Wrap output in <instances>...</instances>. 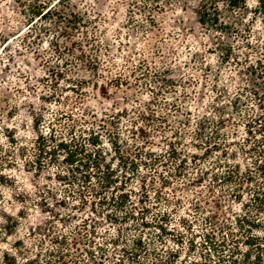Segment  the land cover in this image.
<instances>
[{"label": "trees", "instance_id": "obj_1", "mask_svg": "<svg viewBox=\"0 0 264 264\" xmlns=\"http://www.w3.org/2000/svg\"><path fill=\"white\" fill-rule=\"evenodd\" d=\"M226 2L231 9L240 10L246 0ZM20 4L26 20L25 42L35 24L49 17L50 8ZM258 4L264 13V0ZM195 14L198 25L207 32L238 34L237 28L220 20L217 5L211 0L203 2ZM80 22L82 17L73 15L72 23ZM46 31L40 29L34 39L40 41ZM54 50L56 62L38 80L51 92L38 100L67 106L70 98L66 94L70 93L74 96L72 105L79 107L88 85H97L79 75L80 66L92 78H99L100 62L81 46L76 56L66 45L60 48L55 43ZM215 50L219 51V65L238 67L236 75L242 81L231 96L224 90L220 93L226 105L219 106V123L206 117L189 123L185 117L170 125L165 117L153 115L149 103L144 105L148 113L136 110L142 121L155 122L142 124L162 133L161 146L155 145L135 120L129 123L130 130L126 126L121 130V123H76L71 113L61 110H57V120L65 118L71 123H41V116H32L34 139L29 146L15 134L7 135V154L0 145V153L5 155L0 156V202L1 188L13 183L4 172L16 169L20 162L35 178L47 173L41 191L42 212H51L50 206L67 210L52 217L70 223L63 233L51 224L28 228L31 244L14 242V254L0 250V264H264V44L252 61L239 58L238 52L221 40ZM89 51H95L92 45ZM164 74L166 69L151 75L159 88L171 82ZM106 84L129 86L121 77ZM121 113L127 116L126 109ZM186 114L190 116L189 111ZM228 114L240 123H236L242 128L240 136L237 131L230 135L224 132V115ZM167 131L170 135H165ZM124 132L131 134V141L122 137ZM183 187H205L211 195L219 190L236 210L218 222L214 212L203 213L198 204L194 209L204 214L200 220L194 216L191 220L174 219L172 205L178 200L168 196ZM44 195L53 203H47ZM210 201L219 207L217 199ZM1 218L0 246L7 244L17 227L12 217ZM36 235L41 237L35 239Z\"/></svg>", "mask_w": 264, "mask_h": 264}, {"label": "rangeland", "instance_id": "obj_2", "mask_svg": "<svg viewBox=\"0 0 264 264\" xmlns=\"http://www.w3.org/2000/svg\"><path fill=\"white\" fill-rule=\"evenodd\" d=\"M205 1L0 0V39L4 41L0 44V145L6 154L9 150L7 135L11 137L15 134L16 139L27 143L26 146L33 141L32 116H41V123H71L65 118L57 120V110L71 113L73 119L78 121L76 123H121V130L125 126L130 130L129 123L135 120L158 146L162 145V133L145 127L142 123L155 122L142 121L136 108L146 114L148 111L144 105L150 103L153 115L165 117L170 125L185 117L189 123H194L198 117L219 123V106L226 105L220 93L224 94V90L231 96L242 81L236 75L238 67L219 65V51L215 48L219 47L221 40L231 45L239 58L254 60L264 44V13L260 12L258 0H246L244 8L240 10L231 9L226 0H211L217 5L220 20L237 28L238 34H219L214 30L207 32L198 25L195 14ZM19 2L31 6L42 4L50 8L49 17L35 24L25 42L22 40L26 20L20 13L23 4ZM73 15H80L82 22L72 23ZM43 28H47V31L37 41L34 36ZM64 32L70 36L65 37ZM55 43L60 48L66 45L73 56L79 54L77 48L81 46L86 54L93 53L100 62L98 73L102 77L99 78H92L80 66L82 71L79 75L97 85H88L79 107L72 105L74 96L70 93L66 94L70 98L67 106L38 100L51 92L38 80L56 62ZM91 45L94 52L89 51ZM163 69L167 70L164 76L171 82L159 88L160 84L154 83L151 75ZM68 75L73 77L75 74ZM116 77L128 81L129 86L106 84ZM123 109H126L127 116L121 113ZM224 117L227 120L224 132L230 135L237 131L236 135L240 136L242 128L237 127L236 123L240 125L237 118L232 114ZM165 135H170V132L167 131ZM122 137H128V141L132 139L131 134L126 132ZM0 156L5 157L2 152ZM4 174L10 175L13 183L1 188L3 201L0 202V217H12L17 227L8 237L7 244L0 246L1 251L14 254L11 246L18 240L29 246L33 238L27 235L28 228H45L51 224L57 227L59 233L67 231L70 222H58L52 217L56 213H68L67 210L50 206L51 212H42L45 205L41 203V191L46 183L43 179L46 172L35 178L32 173L25 172L19 162L16 169ZM51 186L55 191L56 187ZM218 196L219 190L211 195L205 187H183L176 193L170 192L168 198L178 200L172 205L173 218L191 220L194 216L200 220L205 210H210L217 215L219 222L229 217L236 206L227 198ZM212 197L219 202L218 208L210 201ZM44 199L50 204L54 201L46 195ZM198 204L204 208L203 213L194 209V205ZM0 221L3 222V218ZM40 237L36 235L35 239Z\"/></svg>", "mask_w": 264, "mask_h": 264}]
</instances>
